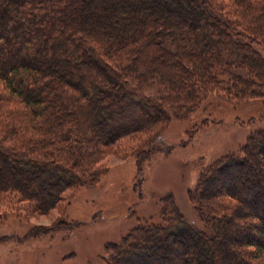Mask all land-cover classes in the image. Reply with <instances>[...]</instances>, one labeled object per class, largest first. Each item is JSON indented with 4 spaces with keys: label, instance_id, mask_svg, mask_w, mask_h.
Masks as SVG:
<instances>
[{
    "label": "trees",
    "instance_id": "obj_1",
    "mask_svg": "<svg viewBox=\"0 0 264 264\" xmlns=\"http://www.w3.org/2000/svg\"><path fill=\"white\" fill-rule=\"evenodd\" d=\"M255 43L264 0H0V193L49 209L96 180L77 164L117 141L202 112L212 93L235 107L264 98ZM189 200L203 229L167 195L159 221L109 244L103 264H264V128L206 167Z\"/></svg>",
    "mask_w": 264,
    "mask_h": 264
},
{
    "label": "rangeland",
    "instance_id": "obj_2",
    "mask_svg": "<svg viewBox=\"0 0 264 264\" xmlns=\"http://www.w3.org/2000/svg\"><path fill=\"white\" fill-rule=\"evenodd\" d=\"M253 46L264 56V44ZM156 90L151 84L144 93L157 97ZM213 94L202 112L182 119L172 114L167 123L117 141L97 161H79L78 170L99 168L100 175L67 189L54 207L37 209L18 192L0 193V264H103L109 244L121 242L142 221H159L167 195L185 225L203 229L189 191L206 167L240 154L247 138L264 128V98L235 107ZM164 124L153 152L139 162L137 150Z\"/></svg>",
    "mask_w": 264,
    "mask_h": 264
}]
</instances>
